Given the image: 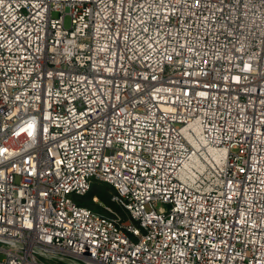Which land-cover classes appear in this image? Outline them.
Segmentation results:
<instances>
[{
	"label": "built area",
	"instance_id": "2783aa9c",
	"mask_svg": "<svg viewBox=\"0 0 264 264\" xmlns=\"http://www.w3.org/2000/svg\"><path fill=\"white\" fill-rule=\"evenodd\" d=\"M0 256L264 264V0H0Z\"/></svg>",
	"mask_w": 264,
	"mask_h": 264
},
{
	"label": "rangeland",
	"instance_id": "374dc122",
	"mask_svg": "<svg viewBox=\"0 0 264 264\" xmlns=\"http://www.w3.org/2000/svg\"><path fill=\"white\" fill-rule=\"evenodd\" d=\"M63 24L66 28L70 27V16L68 14L64 15ZM112 193L113 189L109 184L97 181L93 183L86 195L78 198V201L98 211L103 210L104 207H110L121 212L118 205L111 200ZM94 198H96V200H94Z\"/></svg>",
	"mask_w": 264,
	"mask_h": 264
},
{
	"label": "bare ground",
	"instance_id": "6f19581e",
	"mask_svg": "<svg viewBox=\"0 0 264 264\" xmlns=\"http://www.w3.org/2000/svg\"><path fill=\"white\" fill-rule=\"evenodd\" d=\"M211 154L213 155V157H215L216 155H219V156L222 155L221 152L218 150H211ZM215 158L218 159L217 157H215ZM94 200H96V198Z\"/></svg>",
	"mask_w": 264,
	"mask_h": 264
}]
</instances>
